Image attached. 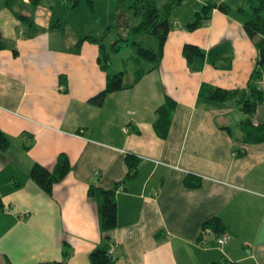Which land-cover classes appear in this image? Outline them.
<instances>
[{"label": "crops", "instance_id": "0c3cea01", "mask_svg": "<svg viewBox=\"0 0 264 264\" xmlns=\"http://www.w3.org/2000/svg\"><path fill=\"white\" fill-rule=\"evenodd\" d=\"M19 2L10 9L0 1V130L10 141L0 150V264L59 262L65 248L64 264H91L104 234L114 264H264V141H242L245 115L237 105L198 96L201 84L246 86L257 51L240 14L214 9L205 26L190 31L200 9L184 21L171 13L158 67L96 104L90 99L104 89L106 73L98 43L85 39L96 36L63 30L65 18L44 1L32 9L23 0L24 10ZM12 10L31 15L36 33L24 36ZM226 42L229 69L205 62L196 70L182 55L186 43L208 50ZM259 85L264 91L263 75ZM166 96L176 107L160 137L153 121ZM252 122L264 124V101ZM127 152L139 159L137 173L116 192L117 226L102 233L87 190L124 180ZM60 154L70 170L47 194L29 171L34 163L53 169ZM212 217L230 234L221 248L215 232L199 240Z\"/></svg>", "mask_w": 264, "mask_h": 264}, {"label": "trees", "instance_id": "16d2710c", "mask_svg": "<svg viewBox=\"0 0 264 264\" xmlns=\"http://www.w3.org/2000/svg\"><path fill=\"white\" fill-rule=\"evenodd\" d=\"M14 1L5 0V4L11 9ZM44 0H28L30 7L40 5ZM23 2V0H21ZM182 0H165L161 5H157L156 0H116L117 9L120 17L123 12L131 13L136 19L135 22L127 23L125 34L120 36V40L128 42L133 50L134 58L137 64L141 61L148 64V67L139 65L134 70L132 82L124 83V71L111 72L110 56L104 52V44L100 37L86 36L89 39L98 43L99 56L98 62L100 67L106 73V85L102 91L93 96L90 101L100 104L105 94L131 87L145 73L156 69L162 57V48L166 40L167 34L170 31L171 13ZM247 7H237L236 11L242 17V28L247 37L253 43L257 57L255 67L252 70L246 86L243 88L226 89L208 84H201L198 96H203L206 100L217 103L231 102L239 107L245 115L241 121V127L244 132L243 142H262L264 141V124H253L252 117L259 104L264 101V91L259 85V80L264 76V0H246ZM78 3L76 0L73 4ZM217 9L222 13H229L230 6L224 1H205L201 9L196 12L194 19L190 21L186 28L187 30H195L205 26L210 17L211 12ZM14 16L22 25L25 31L24 36H32L36 33L37 28L31 15L24 14L12 10ZM119 16V15H118ZM146 34L152 36L156 41V47H146L133 40V37ZM105 31L102 32V36ZM84 39L77 41L76 46H79ZM113 51L118 48L115 44ZM4 41L0 31V49L4 48ZM182 55L187 64L193 69L200 70L205 62L210 65L229 69L232 59V49L229 43L220 44L214 48L205 50L197 45L186 43L182 47ZM176 107V102L169 96L165 97L164 102L156 108L153 127L156 134L160 137H165L168 133L172 113ZM9 138L0 130V150L8 147ZM238 156L243 155L242 150L236 152ZM125 163L127 165V173L124 180L115 183L112 187L104 189L95 184H90L87 194L93 198L97 204L99 226L102 233H105L117 226V207H116V192L123 190L128 181H130L137 173L139 159L132 153H126ZM70 170V162L68 157L60 154L53 169H48L38 163H34L29 171V177L34 181L45 193L51 194L52 187L55 183L61 181ZM3 209V203L0 199V210ZM205 231L222 232V223L218 217L208 219L202 227V233L199 237L201 240ZM110 248L109 238L106 234L103 236V242L100 246L94 248L88 256L91 264H114L113 258L108 254ZM68 248L63 249V259L59 262H44L34 264H64L69 255ZM10 264V263H7ZM215 264V263H212Z\"/></svg>", "mask_w": 264, "mask_h": 264}, {"label": "rangeland", "instance_id": "374dc122", "mask_svg": "<svg viewBox=\"0 0 264 264\" xmlns=\"http://www.w3.org/2000/svg\"><path fill=\"white\" fill-rule=\"evenodd\" d=\"M75 1L76 0H44V3L51 8L54 15H60L65 18V20L61 22L63 24V30L68 31L74 27L78 31H87L96 37H100L104 44V52L110 56L111 71H124V82L128 83L133 79L134 70L139 65L148 67V64L143 61L137 64L130 44L122 39L120 40V36L125 34L127 23L135 22L136 20L131 13L123 12V16L120 17L116 0H78L77 5L73 6ZM156 1L157 5H161L165 2V0ZM199 1L200 0H182V3L173 9L172 16L179 17L181 19L180 21H184L183 19L194 12L195 9H201L203 4H200ZM209 1L213 2L218 0ZM54 2L56 6H60L61 8H53ZM225 3L232 8L231 10H233V12H236L238 6L247 7L246 0H225ZM24 8L25 4L20 0L18 9L24 10ZM28 8L34 9V7ZM70 8H72L73 11H71ZM110 16L112 20L109 24H106ZM101 25H104L101 29H105V35L102 37V33L98 31ZM133 40L146 47L156 46L155 39L146 34L137 35L133 37ZM114 42L118 48L116 52L112 51L113 46H115L113 45Z\"/></svg>", "mask_w": 264, "mask_h": 264}, {"label": "built area", "instance_id": "2783aa9c", "mask_svg": "<svg viewBox=\"0 0 264 264\" xmlns=\"http://www.w3.org/2000/svg\"><path fill=\"white\" fill-rule=\"evenodd\" d=\"M28 1V0H26ZM230 240V234L228 232H220L215 236V244L218 248H221L224 244H226ZM202 245L205 246V243L202 242ZM108 254L113 258L112 246H110L108 250ZM223 264H231V262H226Z\"/></svg>", "mask_w": 264, "mask_h": 264}]
</instances>
